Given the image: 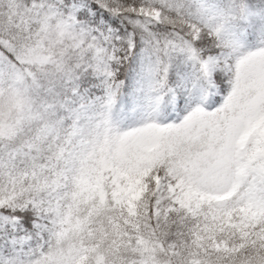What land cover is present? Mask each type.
<instances>
[{"label":"snow or ice","instance_id":"1","mask_svg":"<svg viewBox=\"0 0 264 264\" xmlns=\"http://www.w3.org/2000/svg\"><path fill=\"white\" fill-rule=\"evenodd\" d=\"M0 264H264V0H0Z\"/></svg>","mask_w":264,"mask_h":264}]
</instances>
